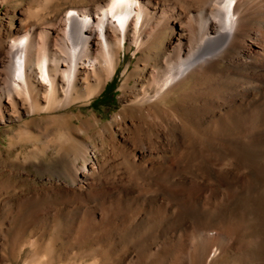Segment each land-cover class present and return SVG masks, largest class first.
<instances>
[{
    "label": "bare ground",
    "instance_id": "obj_1",
    "mask_svg": "<svg viewBox=\"0 0 264 264\" xmlns=\"http://www.w3.org/2000/svg\"><path fill=\"white\" fill-rule=\"evenodd\" d=\"M66 1L41 25L19 17L0 34V123L88 102L114 77L120 52L133 46L121 111L107 124L94 115L81 122L99 128L106 148L98 146L96 162L89 150L78 167L69 161L66 190L75 199L90 193L84 202L91 218L98 210L91 203L121 205L106 211L101 204L99 214L110 225L104 235L115 241L116 264L133 257L169 264L173 255L175 264H220L225 254H237V264H264L245 251L257 240L240 241V226L232 228L223 211L230 192L264 198V0H128L132 19L123 33L113 23L120 15L105 10L108 0ZM95 226L86 235H99Z\"/></svg>",
    "mask_w": 264,
    "mask_h": 264
},
{
    "label": "rangeland",
    "instance_id": "obj_2",
    "mask_svg": "<svg viewBox=\"0 0 264 264\" xmlns=\"http://www.w3.org/2000/svg\"><path fill=\"white\" fill-rule=\"evenodd\" d=\"M65 3H67L66 0H4L3 3L0 0V34L4 33L7 27H16L18 25L16 18L19 17L27 22L26 25L29 22L38 25L40 24L38 21L41 18L54 15ZM6 12L9 16L4 15ZM21 12L22 15L20 16ZM36 17H38V20H35L37 19ZM6 40L8 41L5 37L2 41L7 42ZM134 50L133 46H129V49L127 48L120 52V65L113 75L114 77L103 87L100 93L88 102L74 103L69 111L56 115L47 116L46 114H38L35 116H21L18 120L10 122L3 120L0 123V264H32L40 260L41 257H44L45 260L46 255L48 257L45 260V264H66L67 261L88 264L92 262L90 260L98 257H102L101 263L103 261L105 264L109 260V264H116L113 260L116 259L119 252H117L118 250H112L113 247L111 245L114 246L115 241L112 244L105 239L106 235L104 234L108 232L110 225L100 215L101 212L102 214L104 213L102 209L106 206L107 210H110L111 208L109 207H112V211L116 208L120 209L121 205H117L115 208V204L108 203V201H99L102 203L97 204L91 203L90 207H93L92 204H95V206L98 205L99 207L94 208L100 210L95 212V219L94 216L93 218L88 216L90 214L86 216L87 213H90L88 212L90 208H85L84 200L87 197L89 198V192L82 193L83 197H79L81 200L79 198L75 199V196L66 190V187L69 188L71 182L70 176L64 177L63 173L72 167L70 164L79 166L81 162L77 158L80 155L83 156L85 150H89L87 158L90 163L100 159V153L97 151L98 146L102 145V148L99 150L102 152L106 148L105 144H107L108 138L104 136L98 138L96 132L99 131V128L84 129L81 122L94 115L101 123L107 124L112 117L118 115L121 111L122 92L120 86L124 81L122 72L127 65L133 68L135 62L133 57ZM96 100L97 102L94 103ZM5 116L7 118L6 114ZM5 116L3 115V117ZM55 116L67 121L58 119L59 121L52 120V122L47 119V117ZM70 119L71 122H69ZM94 145H96L95 149L93 148ZM56 161L57 167L55 166ZM69 161L70 164H68ZM62 163L64 165V167L62 166L63 168L61 167ZM234 194L236 193L230 192L228 196L231 195L232 197L229 196L223 205V208H225L223 211L226 212H224L225 216L232 219L227 218L232 228V224L240 226L241 230L238 229V234L241 236H239V240H248L252 244L254 240H257L256 244H253L251 248L245 251L253 249L255 258H263L264 198L254 194H237V196ZM64 195L67 197L66 199H63L65 198ZM86 195L88 196L86 197ZM91 199L93 200L92 197ZM63 200L65 201L63 202ZM76 208H78V211H75ZM65 211L67 214L64 213ZM132 211L134 209L131 210V213ZM79 212L83 213L79 214ZM133 213L135 215V211ZM129 216L131 217L130 213ZM88 217L93 219L96 228L100 226V229L99 227L97 228V232L100 234L97 235L95 232V237H92V231L86 235L88 231L93 230V228L90 229L93 225V223L90 225L92 220ZM101 219L105 221L101 222ZM132 219L133 217L128 218V220ZM102 224L103 226H101ZM68 227L71 228L69 229ZM88 227L90 230H87ZM105 228H107L106 233L104 232ZM243 229L244 232H242ZM102 235L104 238H102ZM81 236L84 238H81ZM105 241L108 242L107 248L105 247L106 249L104 250L103 244H106ZM100 242L103 243L101 244ZM97 243L100 244L101 249L99 248L100 246L96 247ZM98 248L101 251L103 249L104 253L102 251V256H100L101 253H99L100 250L98 251ZM94 249H97L96 254L93 252ZM236 255H234V259H231L230 255L225 254L219 263L233 264V260H235L236 263L234 264H237L238 259L236 257L238 256ZM181 256L183 257L184 255L182 254ZM181 256L179 255V257ZM133 258L132 261L135 264H147L149 261L147 260L146 262V260L142 261L140 258ZM173 258H175V255H173L169 264H175L172 262L174 261ZM79 259L84 260L80 261ZM126 262L124 264H127ZM134 263L132 262V264ZM253 263H256V260Z\"/></svg>",
    "mask_w": 264,
    "mask_h": 264
},
{
    "label": "trees",
    "instance_id": "obj_3",
    "mask_svg": "<svg viewBox=\"0 0 264 264\" xmlns=\"http://www.w3.org/2000/svg\"><path fill=\"white\" fill-rule=\"evenodd\" d=\"M96 102H97V100H96V101H94V103H96ZM94 103H93V104H94Z\"/></svg>",
    "mask_w": 264,
    "mask_h": 264
}]
</instances>
